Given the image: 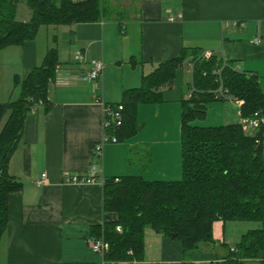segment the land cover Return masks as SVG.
Listing matches in <instances>:
<instances>
[{
	"label": "crops",
	"instance_id": "crops-1",
	"mask_svg": "<svg viewBox=\"0 0 264 264\" xmlns=\"http://www.w3.org/2000/svg\"><path fill=\"white\" fill-rule=\"evenodd\" d=\"M106 1L109 11L103 19L40 26L33 40L19 46L21 56L9 81L5 72L2 78L0 68V102H6L15 96L13 90L8 99L3 94H8L11 80L13 86V76L38 66L50 47L57 49V72L48 84L50 108L44 112L36 105L27 113L8 161L7 171L22 187L7 195L0 264H215L227 254L224 244L233 246L224 235L222 240L213 236L215 244H200L187 259L179 241L149 228L140 261L104 262L89 246L90 227L117 218L102 208L104 178L181 177V99L191 81L189 60L176 70L173 84L163 88L162 102L138 105V133L102 143L99 156L93 149L105 135L103 105L121 101L125 89L137 87L143 75L183 48H197L201 57L215 54L238 70L255 74L264 93V0ZM76 50L82 53L81 61L74 58ZM92 59H100L103 68L97 81H86L83 75ZM218 101L224 103L223 110L216 104L223 124L238 122L240 101L232 97ZM170 118L172 127L165 123ZM154 120L159 129L151 128ZM92 164L97 167L94 182H65L67 176L87 174ZM42 173L45 181L37 185Z\"/></svg>",
	"mask_w": 264,
	"mask_h": 264
},
{
	"label": "trees",
	"instance_id": "trees-1",
	"mask_svg": "<svg viewBox=\"0 0 264 264\" xmlns=\"http://www.w3.org/2000/svg\"><path fill=\"white\" fill-rule=\"evenodd\" d=\"M20 0H0V51L33 40L42 25L93 22L105 18L106 0H24L30 9L27 21L15 18ZM197 48H183L174 57L143 75L137 87L125 89L121 101L122 122L106 133L117 141L139 132L137 107L163 101V88L170 87L175 72L191 62V81L181 99V177L177 180H145L139 175L106 177L102 208L116 213V220L90 227L92 238L109 243L104 262L140 261L144 253L146 228L179 241L185 259L200 244H215V221H257L227 254L215 264H264V125L253 135L238 122L197 125L208 105L222 100L220 89L240 101L242 117L254 113L264 117V93L255 74L236 69L215 54L199 56ZM56 47L47 49L41 63L22 75L13 76L17 96L0 102V242L8 221L7 195L22 184L7 171L10 155L21 136L26 115L36 105L50 108L48 84L58 65ZM4 120V121H3ZM258 140V142H256ZM120 226L118 232L115 227Z\"/></svg>",
	"mask_w": 264,
	"mask_h": 264
},
{
	"label": "built area",
	"instance_id": "built-area-1",
	"mask_svg": "<svg viewBox=\"0 0 264 264\" xmlns=\"http://www.w3.org/2000/svg\"><path fill=\"white\" fill-rule=\"evenodd\" d=\"M257 41V40H255ZM82 53L80 50H76L74 52V58L77 61L82 60ZM103 68V62L100 59H92L89 62V69L88 71L83 75V79L86 81H97L101 75V71ZM236 68V67H235ZM237 69V68H236ZM57 72V67L56 71ZM217 96L222 97H230L222 90H218L216 92ZM122 105L120 103H105L103 105V129L105 130V135L102 139V142L99 144H96L94 146V152L97 156L100 155L101 152V146L104 142H116L117 138L114 134H108L106 133L107 129H114L121 125L122 122ZM238 124L240 125L241 129L249 135L255 134L256 131L259 130V128L264 125V117L259 115L258 113H254L252 116L242 117L240 116L238 119ZM264 137V133L262 134ZM258 142V140H256ZM97 173V167L95 164H92L89 168V171L87 174H73L70 176H67L65 178V182L67 183H74V184H85V183H91L95 181V176ZM45 181V173H42L40 177L35 181L37 185H41ZM115 229L120 232L121 228L120 226H116ZM89 246L93 252L100 253L102 256L105 252L109 249V243L102 238H91L89 239Z\"/></svg>",
	"mask_w": 264,
	"mask_h": 264
},
{
	"label": "rangeland",
	"instance_id": "rangeland-1",
	"mask_svg": "<svg viewBox=\"0 0 264 264\" xmlns=\"http://www.w3.org/2000/svg\"><path fill=\"white\" fill-rule=\"evenodd\" d=\"M122 1H125V0H122ZM120 11L122 10L120 9ZM29 17H30V9L27 7L24 0H20L17 3L15 18L21 21V20H28ZM21 48L22 47H19V46H9L0 51V68L1 67L3 68L2 78H4L3 74L5 72V78H6L5 81H7V78L9 81L10 71H13V69H15V66H16L15 62L17 60V56L18 57L21 56ZM16 52L17 53L19 52V54L17 55ZM12 87L13 86H12V80H11L10 83L8 82V87H7L8 94L5 91H3V94L6 97L5 99H8V95L12 92V90L13 92H15V96L14 94H12V97H10V99L16 98L17 89L12 88ZM216 104H220L221 109L223 110L224 103L222 101H218V102L214 101L212 102L210 107L207 109L205 116L195 119L193 123L197 125H202V126L223 124L224 122L220 118V116H216L217 114ZM173 122L174 120L172 118H170V120H168L167 122L165 121V123L169 124V127H172ZM150 126L151 128L159 129L160 123L154 120L150 122ZM161 126H162V122H161ZM131 156L132 154L130 153V158ZM132 158H134V156H132ZM259 226H260V223L257 221H226V222L218 221V223L213 225L212 231H213V236L215 237V239L222 240V237L224 235L225 241L229 243L230 245H234L236 242L239 241L240 236L243 233H245L249 229L258 228ZM246 264H258V263L256 261H247Z\"/></svg>",
	"mask_w": 264,
	"mask_h": 264
}]
</instances>
